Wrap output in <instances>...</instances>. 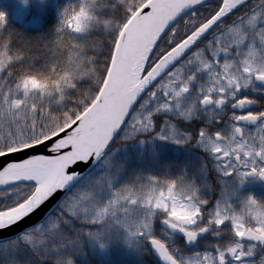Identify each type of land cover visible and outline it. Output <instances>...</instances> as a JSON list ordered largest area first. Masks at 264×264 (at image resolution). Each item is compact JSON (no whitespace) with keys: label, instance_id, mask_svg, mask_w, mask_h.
Wrapping results in <instances>:
<instances>
[{"label":"snow or ice","instance_id":"obj_1","mask_svg":"<svg viewBox=\"0 0 264 264\" xmlns=\"http://www.w3.org/2000/svg\"><path fill=\"white\" fill-rule=\"evenodd\" d=\"M0 264H264V0H0Z\"/></svg>","mask_w":264,"mask_h":264}]
</instances>
